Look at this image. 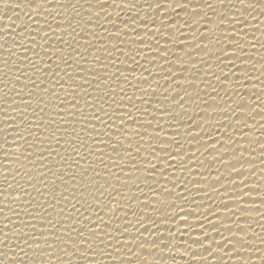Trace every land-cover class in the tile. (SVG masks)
Masks as SVG:
<instances>
[{
	"label": "snow or ice",
	"instance_id": "1",
	"mask_svg": "<svg viewBox=\"0 0 264 264\" xmlns=\"http://www.w3.org/2000/svg\"><path fill=\"white\" fill-rule=\"evenodd\" d=\"M3 3L6 9H26L27 19L21 21L20 14H16L21 23L12 21L7 26L6 38L0 45L5 53L0 60L3 75L0 101L4 105L0 106L3 114L0 153L4 157L0 161L3 165L0 176L4 180V187L0 188L3 204L0 214L5 221L0 228V247L4 248L0 251V264H105V259L109 264H164L166 259L175 264V253L181 248L191 256L188 264H210L214 257L221 264H231L241 257V264H254L255 260L264 264V256L257 255L261 249L252 243L259 234L249 222L250 217L244 215L252 210L260 212L258 206L251 207L257 205L251 193H260V187H249V177L258 170L254 164L256 148L251 145L259 146L264 164V141L259 137L255 141L244 138L246 132L254 130L264 135V100L256 93L250 96L242 93L253 81L249 72L256 71L255 65L249 68L246 64L253 59L249 49L254 50L259 43L246 42L244 37L248 35L250 18L255 19L253 12L264 15V0H142V3L111 0V4L108 0H84V3L27 0L23 5L3 0ZM50 4L53 6L49 7ZM217 4L222 7L218 9ZM109 7L113 8L115 19L108 13ZM52 13L55 15L50 19ZM105 24H111V28ZM186 29L191 36L185 34ZM217 31L222 35H217ZM17 48L23 50L19 55ZM89 49L94 50L90 61L86 55ZM205 55L208 59H204ZM213 59L218 71H212ZM110 68L113 71H108ZM184 72H191V79ZM197 72L202 73L201 83L210 89L203 91V97L200 85L195 83ZM210 73L215 84L208 79ZM260 76H264V63ZM255 79L264 96V80L259 76ZM225 82L234 86L231 93ZM221 91L227 99L220 97L223 103L218 104L216 97ZM234 96L238 99L234 100ZM189 103L196 105L194 116L189 115ZM200 105H204L203 110ZM257 116L261 117L259 123ZM76 124L80 127H75ZM180 128L185 129L183 134ZM192 141L199 143V148L195 152L191 148L186 151V143ZM245 142L249 147L243 146ZM62 144L67 145L63 147L67 156L61 155ZM244 152L251 158H245ZM196 153L212 157L208 174L197 173L201 179L195 181L176 177L175 171L181 169L192 173L191 162ZM49 157L53 158L55 168L49 167ZM21 158L31 166L24 173L20 170L25 167ZM13 163L20 167L11 168L9 165ZM197 163L204 167L203 162ZM244 164L253 167L246 173ZM214 165L219 166L215 177L211 175ZM33 169L43 171L34 173ZM169 169L173 170L171 174ZM224 170L229 174L228 183L234 185L233 195L222 199L220 205L226 210L222 221L228 223L208 221L210 230L204 229V221L189 224L187 217L194 213L178 208L171 198L194 203L187 199L186 193L190 192L187 184H200L201 180H210L207 189L217 195L221 188L227 193L229 189L222 184ZM259 171L264 175V168ZM17 177H27L28 187L40 197L39 202ZM107 177L114 178L128 193L135 189L139 195L126 196ZM237 178H241L238 184ZM141 179L147 191L141 186ZM90 186L98 195L89 191ZM77 188L82 203L76 199ZM178 188L181 191L177 192ZM207 189L197 191L207 196ZM46 191L51 200L45 199ZM69 192L76 203L66 221V208L59 207L55 216L53 212L61 200L70 202L66 195ZM237 198L249 207H240ZM229 199L236 205L235 210L227 202ZM14 204L18 207L14 208ZM259 205H264V194L259 196ZM89 209L91 213L86 214ZM21 213L25 219H20ZM152 213H158L160 218ZM211 213L214 215L215 209ZM208 215L204 213L205 220ZM13 216L15 220L11 219ZM176 220L179 225L173 229L171 225ZM162 223L168 224L167 234L161 231ZM184 225L188 228L184 229ZM197 227L204 230L193 237L191 232ZM260 227L264 228V224Z\"/></svg>",
	"mask_w": 264,
	"mask_h": 264
},
{
	"label": "bare ground",
	"instance_id": "2",
	"mask_svg": "<svg viewBox=\"0 0 264 264\" xmlns=\"http://www.w3.org/2000/svg\"><path fill=\"white\" fill-rule=\"evenodd\" d=\"M11 2L21 3L23 5V4L27 3V0H10V3ZM54 2H55V0H54ZM61 2L67 3L68 0H61ZM72 2H75V0H72ZM93 2H94V0H93ZM108 2H109V4H111V0H108ZM140 2L142 3V0H140ZM213 2H215V0H213ZM81 3H84V0H81ZM48 6L52 7L53 5L50 4ZM237 6L239 7V5H237ZM84 7L87 8V4L86 3L84 4ZM217 7L219 9L222 6L217 4ZM116 10H119V9H116ZM241 10H243V9H241ZM25 11H27V10L26 9L23 10V8H11V7H9L8 9H6L5 6H4L3 0H0V45H2L4 43V38H6L4 36V33H5L6 29H7V26L10 25L12 21L16 22L17 25H19L21 23V21L27 19V16L24 14ZM69 13L71 14V9H69ZM108 13L113 16V19H115V15L116 14H115V12H113V8L112 7L108 8ZM16 14H20L21 21H18V18L16 17ZM123 14H125V13H122V15ZM29 15H31V13H29ZM52 15H55V13L50 14V17H49L50 19H51ZM181 15L184 16L183 13ZM253 15H255V19H251L250 18L249 26L246 29L248 35L245 36L244 39H245L246 42H251V43H256L257 41H259V43H256V47H255L254 50L249 49L250 54L253 55V59L251 61H247L246 62L247 66L249 68H251L252 65H255L256 71H250L249 72V75L253 77V81L251 83H248L247 86L244 89H242V93H248L249 96L251 95V93H256L257 97H260V99L264 100V96L261 95V93H262L261 85L255 79L257 76H259V78L261 80H264V76H260L261 64L264 63V60H261V58L264 57V47H261V44H264V15L259 14V12H257V13L253 12ZM12 27H15V23L12 24ZM89 27H90L91 30H95L97 32L101 31L100 29H95L92 26H89ZM105 27L111 28V24H105ZM121 27H123V26H121ZM212 27L215 30V26L213 25ZM256 29H259V30H256ZM16 31L19 32L20 29H16ZM11 34L14 35L15 33H11ZM185 34L188 35V36H191V32L189 30H187V29L185 30ZM217 35H222V33L217 31ZM236 35L239 36L240 34L237 33ZM253 37H255L254 40H253ZM65 38L67 39V37H65ZM77 39H79V37H77ZM8 42L11 43L10 37H9ZM245 47L246 48L248 47L247 43L245 44ZM22 51H23L22 49H19V48L16 49V52H17L18 55L21 54ZM65 51H68V49H65ZM186 51H188V50H186ZM93 52H94L93 49H89L88 53L86 54V55H88L89 61L91 60ZM29 55H32V54L29 53ZM4 56H5L4 49L2 47H0V60L4 59ZM33 59H34V57H33ZM120 59L123 60L124 57H120ZM185 59H187L186 56H185ZM195 59L199 60L200 56L196 55ZM204 59H208V56L205 55ZM211 63L213 64L212 71H218V69L215 68L216 61L213 59L211 61ZM188 66H189V68H191V63L190 62H189ZM61 67L63 68L64 66L62 65ZM197 67L201 68L202 66L201 65H197ZM0 68H2V66H0ZM108 71H113V69L110 68V69H108ZM139 72H140V70L137 69V75H139ZM61 75H63V72H61ZM183 75L186 76V77H189L191 79V72H184ZM196 75H197V79H196L195 83L200 85V89L202 90L200 92V95L203 97V91L204 90L210 91V89H206V86L203 83H201L202 73L201 72H197ZM2 79H3V75H2V72H0V80H2ZM65 79H67V78L65 77ZM208 79L212 80L213 83L215 84V80H214L213 76L211 75V73L209 74ZM230 79L234 80L235 78L234 77H230ZM161 83L163 84L164 81L161 80ZM225 83H226V85L229 88L230 93H231V89L234 86L231 85V84H228L227 82H225ZM43 86L44 85H41V87H43ZM57 91H59V89H57ZM128 91L131 92L132 89L129 88ZM157 91L159 92L160 90L158 89ZM190 91H192V89H190ZM0 94H2V93H0ZM39 94L41 96L44 95V93H42V92L39 93ZM213 95H215V94H213ZM220 97H224L225 99H227V97L225 96V93L223 91H221L220 92V96L216 97V103H218V104H222L223 103V101L220 99ZM45 98L47 99L48 97H45ZM204 98L207 99V97H204ZM247 98L248 97H246V99ZM233 99L234 100L238 99V97L234 96ZM80 103H81V105H83V100H81ZM209 103H211V101H209ZM33 104H35V101H33ZM0 106H4L2 101H0ZM233 106H234V104H233ZM187 107L189 109V115L194 116L196 111H197L196 105L189 103L187 105ZM203 108H204V105H200V110H203ZM208 111L211 112V109H208ZM245 111H247V109H245ZM52 112H53V110L50 109L49 110V118L50 119L53 118ZM183 119L187 120V117H183ZM260 120H261V117L257 116L256 117L257 123H259ZM212 123H215V121H213ZM2 126H3V114L0 113V127H2ZM74 126L77 127V128L80 127V125H78V124H76ZM184 131H185L184 128H180L181 134H183ZM223 131L224 130L221 129L220 133L222 134ZM257 137H259V139L261 141H264V135H259V130H254L253 132H246V137L244 139H245V141H249V140L250 141H255L257 139ZM145 139L147 140V137ZM237 139H241V138L237 135ZM2 143H3V135L0 134V144H2ZM52 146H53V148L56 147L54 141H53V145ZM243 146L244 147H249V145L246 142L244 143ZM63 147H67V145H63L62 144V146L60 148L61 155L67 156V153L63 152ZM217 147H219V145H217ZM251 147H255L256 148L254 164H255V166L257 167L258 170L256 171V173L254 175H251L249 177V187H256V186L260 187V193H256V192L251 193V195L254 198L257 199V205H253L251 207L254 209L256 206H258L260 208V212H256V211L252 210V211L244 213V215H247V216L250 217V221L249 222L253 224L254 231L259 234V235H257L256 239L252 241V243L256 247L261 249V251L258 252L257 255L264 256V243H261V237L264 236V228L260 227V225L264 224V216L261 215V213H264V205H259V196L261 194H264V175L261 174L259 169L260 168H264V164H261V153H260V150H259V146L255 145V144H252ZM189 148H191L192 152H195V149L199 148V143H197L195 141H192L190 144L186 143L185 150L187 151ZM192 152H189V154H192ZM229 156H231V152H229ZM244 157L245 158H249V159L251 158L249 156L248 152H244ZM3 159H4V157H3L2 153H0V161H2ZM21 159H22V162L25 165V167L20 168V170H21V173H24V172L28 171V169L31 166L28 165L27 161H23V158H21ZM52 159H53L52 157H49V167L55 168V166L51 162ZM55 159H59V157H55ZM185 159H187V157H185ZM105 160L107 161V156H105ZM211 160H212V157L208 156L207 153H204L203 156H201L199 153H196V158L191 162V166H192V169H193L192 173L185 172L183 169H181V170L175 171V176L179 177L181 180H183L185 177H190V181L200 180L201 177H200V175H197V173H202V174L207 175L208 174V172H207L208 163ZM197 161L203 162L204 163V167L203 168L199 167ZM9 166L11 168H13V169H15L17 167H20L19 165L14 164V163L10 164ZM217 167H219V166H217V165L213 166V169H212V172H211V175L213 177H215V175H216V168ZM238 167H240V166L238 165ZM252 167H253V165L244 164L243 165V170L247 173ZM100 168L103 169V166L101 165ZM2 170H3V165H0V171H2ZM72 170H73V172H77V170L75 168H73ZM36 171H43V169H33L34 173ZM113 171H117V170L113 169ZM172 172H173V170L169 169V174H171ZM9 175H11V174H9ZM77 175H79L78 172H77ZM137 175H140L141 177H143L144 174L143 173H137ZM107 178L109 180H111V182L117 188H119L120 191L125 192L126 196L129 195V194L139 195V193L135 192V189L132 190V193H128L127 190L122 188L119 184H116L114 178H112V177H107ZM169 178H171V175H169ZM228 178H229L228 171L224 170V178L222 179V184H224L229 189V191L227 193H225L223 188H221L220 189V195H217L215 192H212L210 189H207V185L209 183H211L210 180H201L200 184H193L191 182H189L187 184V187L190 189V192L186 193L187 199H188V201L194 200L195 201L194 203L186 202L184 200H176L175 196H173L171 198V200L175 201V203H176L178 208L179 207H184L186 211L194 213V215H191V216L187 217V219L189 221V224L198 225L200 221H204V229H209L210 230V224L208 223V221H211V222H214V223H217V224H220L222 222L223 223H228L227 221H222L223 213L226 210L222 206H220L222 199H227L229 196L233 195L232 188L234 187V185L228 183ZM17 179L19 180V183L21 185H24L27 188V191L29 193H31L32 196L35 197L36 201L39 202L40 201V197L36 196L35 192H33V189L31 187H28L27 177H25V179H20L19 177H17ZM51 179H52V177L49 176V181H48L49 184L51 182ZM157 179H159V178H157ZM240 179L241 178H237L235 183L238 184ZM100 183L103 184L104 180L101 179ZM149 183H151V181H149ZM161 183H163V181H161ZM141 186L145 187L144 184H143V179H141ZM2 187H4V180H3V177L0 176V188H2ZM38 187L42 188V186H40V185H38ZM167 187L170 188L171 184H168ZM217 187H219V185ZM198 188L207 189V196L205 195V192L197 191ZM42 190H44V189L42 188ZM60 191H63V185L62 184L60 185ZM79 191H80L79 188H77L76 199L77 200H81V203H82L83 200H82V197L79 195ZM89 191H91L94 194L98 195V193H95V189L92 186L89 187ZM145 191H147L146 187H145ZM176 191L179 192V191H181V189L178 188V189H176ZM13 192H14V190H13ZM66 195H68L70 202L66 203L65 201L61 200L60 201V205L57 207L55 212H53V210L51 208L49 209V211L53 212V215L55 216L56 212L59 211V207L66 208L67 211L65 212L64 219L67 221L68 213H70L72 211V205L76 203V200L72 199V193L71 192L66 193ZM84 195L88 197L90 203L94 202V201H92L91 196L88 195V192H85ZM151 196H152V193H149V197H151ZM209 196L211 197V199L208 198ZM45 199L51 200V196H49L47 194V191L45 192ZM101 199H104L105 203H107V200H106L105 197H101ZM158 199L163 200V199H165V197H158ZM237 201H238L240 207H249V205H246L242 201H239L238 198H237ZM227 202L230 205H232V210H235L236 205L232 204V200L229 199V200H227ZM0 207H3V204H0ZM13 207L17 208L18 204H14ZM77 207H80V205H77ZM101 207H103V205H101ZM157 207H161V205H157ZM212 209H215V214L214 215L211 213ZM5 211H9V209L6 208ZM80 211L84 212V208H80ZM91 211L92 210L89 209L88 213H86V214H90ZM104 211H105V213H107V209L106 208L104 209ZM145 211L147 212L148 210H145ZM205 212L209 213L207 220H205V217H204V213ZM9 215H10V213H9ZM23 215L24 214L21 213L20 219H25V217ZM152 215L154 217L160 218L158 213H152ZM11 219L15 220L16 217L13 216V217H11ZM105 219H107V214L105 215ZM129 219H133V217L130 216ZM4 223H5V221L3 219V215L0 214V228H2L4 226ZM178 225H179V220H176L174 223H172L171 227H173V229H175ZM167 227H168L167 223H162L160 225L161 231H165V229ZM187 228H188V226L184 225V229H187ZM204 229H201V228L197 227L194 231L191 232V235L193 237H195L197 232L203 231ZM5 231H9V230L5 229ZM133 231H135V229H133ZM165 234H167L166 231H165ZM213 234H215L214 231H213ZM0 238H2V233H0ZM184 239L185 240L188 239V233L187 232L185 233ZM13 247L15 248L16 246L13 245ZM196 247L197 246H193L194 249ZM3 250H4V248L0 247V251H3ZM8 254L12 255L14 253L9 252ZM145 254L148 255V253H145ZM175 255H176L175 264H188V261L191 259L190 254L189 253H184L182 248L178 249L176 251ZM181 255H183V259H181ZM165 256L167 257V252L165 253ZM166 257H160V258H166ZM242 259H243L242 257L241 258H237V259H233L231 261V264H241ZM105 264H109L107 259H105ZM164 264H173V262H172L171 259H166L164 261ZM210 264H221V261H220L219 258H215L214 257V258L210 259ZM254 264H259V260H255Z\"/></svg>",
	"mask_w": 264,
	"mask_h": 264
},
{
	"label": "clouds",
	"instance_id": "3",
	"mask_svg": "<svg viewBox=\"0 0 264 264\" xmlns=\"http://www.w3.org/2000/svg\"><path fill=\"white\" fill-rule=\"evenodd\" d=\"M5 264H6V262H5Z\"/></svg>",
	"mask_w": 264,
	"mask_h": 264
}]
</instances>
